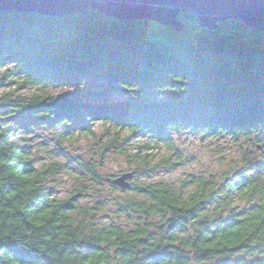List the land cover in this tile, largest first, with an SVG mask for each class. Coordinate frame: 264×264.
I'll list each match as a JSON object with an SVG mask.
<instances>
[{
	"label": "trees",
	"instance_id": "obj_1",
	"mask_svg": "<svg viewBox=\"0 0 264 264\" xmlns=\"http://www.w3.org/2000/svg\"><path fill=\"white\" fill-rule=\"evenodd\" d=\"M178 18L181 33L93 10L0 12V89L38 90L0 94V264H264V158L243 151L218 177L111 184L131 195L105 196L103 160L132 140L168 151L181 134L264 142V32ZM43 129L64 152L73 137L97 141L92 156L73 157L77 182L64 198L47 184L67 169L37 166L20 140ZM89 193L96 200L83 201Z\"/></svg>",
	"mask_w": 264,
	"mask_h": 264
},
{
	"label": "rangeland",
	"instance_id": "obj_2",
	"mask_svg": "<svg viewBox=\"0 0 264 264\" xmlns=\"http://www.w3.org/2000/svg\"><path fill=\"white\" fill-rule=\"evenodd\" d=\"M155 41H153L154 43ZM38 91L35 88L21 89L17 88V83H12L0 89V94L11 92L14 96H27L30 93ZM13 92V93H12ZM51 94H57L59 90H50ZM135 94H127L126 97L117 96L115 100L125 102L128 98H134ZM95 132L100 135L102 128L95 126ZM21 141H26L30 145L33 157L37 166L48 164L51 162H59L60 165L67 169V172L60 173L48 181V188L57 198H64L71 193L73 186L76 185V169L74 168V156H92L94 144L97 143L93 138L73 137L70 140L62 142L65 152L60 149L56 141V137L50 131L43 129L27 135H21ZM147 140H132L125 147L130 152L122 155L118 152H110L103 160L101 174L108 178H114L121 173L134 171H146L136 178L130 180L131 184L137 181L152 182H171L180 184L182 181L191 176L198 177L200 175L218 177L221 172L231 169L235 163L239 162V157L243 151L248 152L251 159L260 160L264 158V142L246 143L241 140L235 144L231 140H212L201 139L188 134H181L174 137L173 150L168 151L164 145H158L152 148L148 145ZM145 145L150 146L149 150ZM256 145L259 147H256ZM136 147L140 148L139 150ZM139 156L146 155L147 163L140 164L139 157L135 160L131 158L132 154ZM96 157V155L94 156ZM165 163V164H164ZM176 165L171 166L170 164ZM168 164V165H167ZM146 169V170H145ZM105 196H116L123 200L131 195L128 191L126 195L119 191L110 192L111 184L106 182L103 186ZM84 197L83 201L96 200L93 193ZM94 196V197H93ZM91 203V202H89Z\"/></svg>",
	"mask_w": 264,
	"mask_h": 264
},
{
	"label": "water",
	"instance_id": "obj_3",
	"mask_svg": "<svg viewBox=\"0 0 264 264\" xmlns=\"http://www.w3.org/2000/svg\"><path fill=\"white\" fill-rule=\"evenodd\" d=\"M93 10L122 21L147 20L181 33L182 13H191L199 27L215 30L219 23L237 20L247 28L264 32V0H0V12L34 13L63 18ZM134 171L107 181L129 189Z\"/></svg>",
	"mask_w": 264,
	"mask_h": 264
}]
</instances>
